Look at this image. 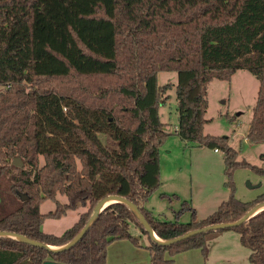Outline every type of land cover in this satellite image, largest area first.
Listing matches in <instances>:
<instances>
[{"label":"trees","instance_id":"16d2710c","mask_svg":"<svg viewBox=\"0 0 264 264\" xmlns=\"http://www.w3.org/2000/svg\"><path fill=\"white\" fill-rule=\"evenodd\" d=\"M241 69L259 79L247 138L262 142L264 0H0V231L63 246L109 194L135 203L163 240L241 219L264 203V192L239 199L233 173L264 168L239 160L228 136L205 132L209 83ZM160 71L179 74L175 133L225 154L228 199L203 218L185 201L188 222L161 219L144 205L161 185L160 148L168 135L160 107L173 84L160 85ZM47 199L57 202L55 211L42 212ZM80 205L88 209L62 234L42 229L47 218ZM225 229L237 230L252 249L250 264H264V209ZM207 233L164 244L130 206L114 202L63 249L0 236V264H107L108 246L123 239L146 247L151 264H175L192 249L207 257Z\"/></svg>","mask_w":264,"mask_h":264},{"label":"rangeland","instance_id":"374dc122","mask_svg":"<svg viewBox=\"0 0 264 264\" xmlns=\"http://www.w3.org/2000/svg\"><path fill=\"white\" fill-rule=\"evenodd\" d=\"M178 82L177 71L158 73L160 85L173 84L168 90L169 98L160 107L161 119L165 123L164 129L168 133L159 156L165 185H160L144 205L161 219L188 222L192 213L186 209L181 212L185 201H192L197 215L203 218L217 210L222 201L228 199L230 189L226 185L224 152L221 149L215 151L214 148L196 141L184 140L175 133L179 119L176 97ZM258 89L259 79L246 69L237 71L230 80H212L208 86L209 107L206 113L210 121L205 125V132L228 136L231 145L239 151V160H246L264 168V163L260 159L261 153L264 152V144L247 138ZM44 162L42 158V164ZM233 180L235 194L243 201L253 200L258 192H264V174L256 172L251 167H238L233 173ZM163 194H176L178 197L170 199L167 196L163 197ZM57 199L61 203L68 200L67 196L61 193L57 194ZM56 208L57 202L52 199L45 200L41 206L44 213L55 211ZM87 209L88 207L80 205L60 217L47 218L42 229L48 233L62 234L72 227L80 214ZM131 230L135 236L140 234L141 244L148 245L149 239L144 244L146 241L144 234L139 233L135 227ZM214 231L216 230L207 233L208 258L204 260L201 258L198 264L251 263L252 249L242 243L237 230ZM232 234L235 235L230 239ZM224 241L226 242L222 243ZM184 253L175 257V264L176 258ZM135 259H140L141 264H150L151 253L146 247L140 248L127 239L116 240L108 246L107 264H131L130 261Z\"/></svg>","mask_w":264,"mask_h":264},{"label":"water","instance_id":"95a60500","mask_svg":"<svg viewBox=\"0 0 264 264\" xmlns=\"http://www.w3.org/2000/svg\"><path fill=\"white\" fill-rule=\"evenodd\" d=\"M14 164L18 165V166H23V161L21 157H16L14 159ZM27 195L23 194L22 195V199H26ZM108 202H110L108 204ZM114 202H123L126 203L128 206L131 207V209H133V211L138 215L140 221L143 223L144 227L146 228V230L148 231V233L150 234V236L156 240L159 241L161 243L164 244H171L180 240H183L185 238H188L190 236H193L195 234H199V233H203V232H208L211 230H220V229H225V228H229L235 225H239L245 221H247L251 216L255 215L256 213H258L259 211L264 209V203L263 204H259L255 207H253L251 210H249L241 219H239L238 221L235 222H226V223H217V224H212L203 228H199L193 231H190L188 233H185L177 238L174 239H170V240H163L161 239L153 230L152 226L150 225V223L148 222L147 218L145 217V215L142 213V211L139 209V207L133 203L132 201H130L128 198L124 197V196H120V195H116V194H109L108 196L104 197L103 199H101L98 204L95 206L93 213L91 215V218L89 220V222L86 224V226L81 230V232L69 243L63 245V246H57V247H53L50 244H46L43 242H40L38 240H34V239H30L27 236L23 235V234H18V233H10V232H6V231H0V236H9L12 238H17L20 240H23L25 242L31 243L33 245H37V246H41V247H45L51 250H59V249H63L66 247H69L70 245L74 244L77 240H79L87 231V229L90 227V225L92 224V222L97 218V216L111 203ZM108 204V205H106ZM43 264H64V263H59L53 260H45Z\"/></svg>","mask_w":264,"mask_h":264},{"label":"crops","instance_id":"0c3cea01","mask_svg":"<svg viewBox=\"0 0 264 264\" xmlns=\"http://www.w3.org/2000/svg\"><path fill=\"white\" fill-rule=\"evenodd\" d=\"M237 73V72H236ZM235 73V74H236ZM234 74V75H235ZM233 75V76H234ZM260 144H264V141H262V142H259ZM215 150V149H214ZM216 151V150H215ZM260 159H261V162H263L264 163V152H262L261 153V157H260ZM161 173H162V168H161ZM161 179H162V181H161V185H163L164 184V179L162 178V175H161ZM165 185V184H164ZM262 191H260V192H258L257 193V195L256 196H254L255 198L261 193ZM45 223V222H44ZM43 223V224H44ZM43 226V225H42ZM139 233H140V231H139V229H136ZM237 234V233H236ZM140 235V234H139ZM235 234H232L231 235V237H230V239L234 236ZM146 236V235H145ZM228 236V235H227ZM145 239H146V241L144 242V239H143V242H144V244H146V242H147V240H148V238H147V236L146 237H144ZM116 242V241H115ZM226 241H224V242H222V243H225ZM114 243V242H113ZM148 244H149V241H148ZM214 246V245H213ZM224 246V245H223ZM138 247H140V248H144L143 246H138ZM110 253V252H109ZM209 256L211 257V255H210V253H209ZM201 258H203V260L206 258H208V257H205L204 256V254L202 253V251H201V249H192V250H189V251H186L184 254H182V255H180L178 258H176V264H198V260H201ZM196 259V260H195ZM141 261H140V259H135V260H133V261H130V263L131 264H141L140 263ZM109 264V263H108ZM127 264V263H126ZM150 264H151V260H150Z\"/></svg>","mask_w":264,"mask_h":264},{"label":"bare ground","instance_id":"6f19581e","mask_svg":"<svg viewBox=\"0 0 264 264\" xmlns=\"http://www.w3.org/2000/svg\"><path fill=\"white\" fill-rule=\"evenodd\" d=\"M110 202H108V204H109ZM108 204H106V205H108ZM53 247H57V246H54V245H52Z\"/></svg>","mask_w":264,"mask_h":264},{"label":"built area","instance_id":"2783aa9c","mask_svg":"<svg viewBox=\"0 0 264 264\" xmlns=\"http://www.w3.org/2000/svg\"><path fill=\"white\" fill-rule=\"evenodd\" d=\"M216 151H218L217 149H215Z\"/></svg>","mask_w":264,"mask_h":264}]
</instances>
